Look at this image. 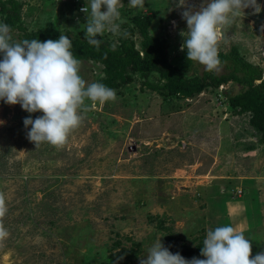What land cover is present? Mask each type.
I'll use <instances>...</instances> for the list:
<instances>
[{
  "label": "rangeland",
  "instance_id": "rangeland-1",
  "mask_svg": "<svg viewBox=\"0 0 264 264\" xmlns=\"http://www.w3.org/2000/svg\"><path fill=\"white\" fill-rule=\"evenodd\" d=\"M18 1L28 32L84 33L87 16L72 0ZM121 2L120 29L106 31L108 41L127 37L133 15L152 14L149 34L165 40L170 61L179 65L187 31L182 12L199 10L203 0H144L136 8ZM257 4L260 12L249 7L220 26L218 52L235 46L246 61L258 62L264 0ZM128 38L138 48L139 33ZM101 69L81 62L79 74L98 82ZM205 71L194 62L189 74ZM142 83L135 76L102 104L85 99L79 125L60 145L36 147L23 120L42 113L0 101V226L8 233L0 236V264H140L160 237L171 252L188 247L194 253L184 258L203 259L206 232L223 225L251 240V256L264 252V141L225 94L241 87L229 82L166 100Z\"/></svg>",
  "mask_w": 264,
  "mask_h": 264
},
{
  "label": "clouds",
  "instance_id": "clouds-1",
  "mask_svg": "<svg viewBox=\"0 0 264 264\" xmlns=\"http://www.w3.org/2000/svg\"><path fill=\"white\" fill-rule=\"evenodd\" d=\"M121 4V0H87L80 11L87 16L84 39L89 45L98 49L102 43L99 37L106 31L119 32ZM143 4L144 0H128L133 8ZM184 4L185 0L181 5ZM249 7L257 13L261 11L257 0H203L199 10L183 11L187 31L181 32V51L186 50L187 60L198 62L206 71L215 70L220 64L218 29L244 15ZM11 31L7 23L0 21V101L19 104L29 114L42 113L35 119L29 115L23 120L27 138L36 147L42 142L63 144L81 121L79 109L85 99L102 104L115 99V90L101 82L86 83L79 74L81 62L73 55L72 40L67 35L61 33L55 40L15 41ZM3 210L0 207V213ZM7 234L0 226V236ZM200 253L203 259H186L179 252L172 253L160 237L139 259L140 264H264V252L251 256V240L231 225L208 230Z\"/></svg>",
  "mask_w": 264,
  "mask_h": 264
},
{
  "label": "trees",
  "instance_id": "trees-1",
  "mask_svg": "<svg viewBox=\"0 0 264 264\" xmlns=\"http://www.w3.org/2000/svg\"><path fill=\"white\" fill-rule=\"evenodd\" d=\"M22 3L18 0H0V21L11 28L13 40L37 38L40 41L58 39L52 30L27 31L21 22L20 10ZM154 15L135 14L130 18L132 26L127 29V37H119L118 44L113 45L104 33L100 47L89 45L84 33L69 36L72 40L71 51L80 62H92L102 66V77L98 82L120 90L133 82L134 77L142 79V84L151 92H155L166 100L172 98L190 99L202 93L206 88L217 89L229 82L241 87L236 94H226L229 107L238 114H249V125L264 141V77L262 70L246 61L233 46L229 51L218 52L220 64L225 73L217 75L208 71L201 75H190L195 61L187 60L186 50L181 55V63L175 65L169 59L166 42L149 34V27ZM127 26V24L121 23ZM139 33L138 48L128 37ZM142 53V55H140ZM156 75L155 82L149 77ZM250 214L249 210L246 212ZM172 241V240H171ZM181 255H193L188 247L179 249ZM173 253V251H172Z\"/></svg>",
  "mask_w": 264,
  "mask_h": 264
},
{
  "label": "built area",
  "instance_id": "built-area-1",
  "mask_svg": "<svg viewBox=\"0 0 264 264\" xmlns=\"http://www.w3.org/2000/svg\"><path fill=\"white\" fill-rule=\"evenodd\" d=\"M72 4L74 5V6L72 5L73 9L75 7L77 9V11L80 12V13L82 12V11H80V9L85 6L84 3L82 1H80V0H74V1L72 0ZM256 53H257L256 56L259 57L258 58V62H254L252 64L255 65V66H258L263 72V70H264V45H262L259 48H257L256 49ZM263 77H264V74H263Z\"/></svg>",
  "mask_w": 264,
  "mask_h": 264
},
{
  "label": "crops",
  "instance_id": "crops-1",
  "mask_svg": "<svg viewBox=\"0 0 264 264\" xmlns=\"http://www.w3.org/2000/svg\"><path fill=\"white\" fill-rule=\"evenodd\" d=\"M249 200H252V199H249ZM233 203H235V202H233ZM237 203V202H236ZM247 203V202H246ZM240 204H241V207L243 208V206H245V205H247V204H245V202H240ZM245 204V205H244ZM254 204V202H252L251 203V206ZM249 206H247V208H248ZM249 209V208H248ZM242 210H244V209H242ZM254 210V209H253ZM245 212V211H244ZM247 216H248V214H247ZM232 224V223H231ZM233 225H234V223H233Z\"/></svg>",
  "mask_w": 264,
  "mask_h": 264
}]
</instances>
